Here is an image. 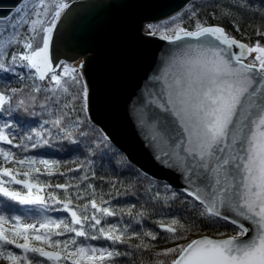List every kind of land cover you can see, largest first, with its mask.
<instances>
[{
    "label": "water",
    "instance_id": "obj_1",
    "mask_svg": "<svg viewBox=\"0 0 264 264\" xmlns=\"http://www.w3.org/2000/svg\"><path fill=\"white\" fill-rule=\"evenodd\" d=\"M21 1L0 0V21ZM189 1L74 0L53 27L50 61L82 57L90 122L146 176L241 230L197 236L172 264H264V72L220 27L143 32Z\"/></svg>",
    "mask_w": 264,
    "mask_h": 264
},
{
    "label": "trees",
    "instance_id": "obj_2",
    "mask_svg": "<svg viewBox=\"0 0 264 264\" xmlns=\"http://www.w3.org/2000/svg\"><path fill=\"white\" fill-rule=\"evenodd\" d=\"M72 1L22 0L0 21V264H172L197 236H240L127 161L90 122L78 66L59 61L34 82L24 78L27 58ZM208 27L248 49L264 46V0H191L147 30L170 39ZM30 186L36 197L22 198ZM19 217L46 223L5 232ZM83 248L108 254L87 263Z\"/></svg>",
    "mask_w": 264,
    "mask_h": 264
},
{
    "label": "rangeland",
    "instance_id": "obj_3",
    "mask_svg": "<svg viewBox=\"0 0 264 264\" xmlns=\"http://www.w3.org/2000/svg\"><path fill=\"white\" fill-rule=\"evenodd\" d=\"M153 23H155V22L146 23L144 25L143 32L146 34H149L147 28ZM52 30L47 35H45L44 40H43L44 41L43 46L27 58V70L23 74V76H24V78H26V80L34 82L35 78L43 77L47 72H49L51 70H55L56 67L58 66L59 62L55 68H52V63H51L50 57H49V42H50ZM248 56L251 59L246 58L244 60V62L250 63V64H256L257 67L260 69V71L264 72V46L253 45V46L249 47ZM80 62H82V57H79L75 62H72L70 64L78 66ZM78 68H79V66H78ZM16 76H20V73L18 71L16 72ZM4 103H5V101H4ZM0 185H1V183H0ZM32 190H36V189H34V186H30V188L27 190V192H24V195L22 198L30 199V200L34 199L37 195L36 194L37 192L32 191ZM6 194H7V189H6ZM6 194H4V195H6ZM16 220H17L16 223H13V222H6L5 223V225H4L5 232H8L9 229L18 231L19 227H23L26 229H32L33 231H37L41 226H43L46 223V221L38 220L35 218L19 217ZM80 252H81V257H82L83 261H85L87 263L99 260V259L107 256V254H108V251L99 250L97 248H91V249L83 248ZM49 255H51V254H49ZM51 256L56 259V256H54V255H51Z\"/></svg>",
    "mask_w": 264,
    "mask_h": 264
},
{
    "label": "bare ground",
    "instance_id": "obj_4",
    "mask_svg": "<svg viewBox=\"0 0 264 264\" xmlns=\"http://www.w3.org/2000/svg\"><path fill=\"white\" fill-rule=\"evenodd\" d=\"M12 11H13V10H12ZM12 11H11V12H12ZM9 14H10V13H9ZM9 14H8V15H9Z\"/></svg>",
    "mask_w": 264,
    "mask_h": 264
}]
</instances>
